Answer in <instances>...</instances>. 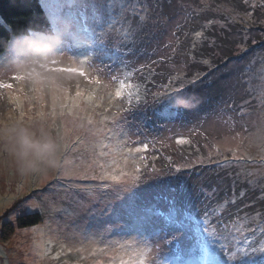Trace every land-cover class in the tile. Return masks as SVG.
I'll return each mask as SVG.
<instances>
[{"label":"snow or ice","instance_id":"obj_1","mask_svg":"<svg viewBox=\"0 0 264 264\" xmlns=\"http://www.w3.org/2000/svg\"><path fill=\"white\" fill-rule=\"evenodd\" d=\"M242 3L264 10V0L259 5H249V0ZM41 7L46 10L43 21H31L22 28L15 23L0 25L10 35L20 32L8 41L7 63L0 62V100L7 90V100L12 106L7 120L0 121V131L13 125H39L46 129L61 151L55 169L39 173L44 181L54 171L61 178H69L77 191L102 194L104 207L100 211L110 214L111 221L101 231L85 237L91 246L92 264H264V207L246 217L249 219L246 230L241 226L231 232L224 224L223 230L218 231L210 227L213 222L222 223L219 218L213 221L215 208L206 205L201 214L194 205V198L199 199L196 190L188 186L182 175H176L182 169L204 163L205 159L216 162L212 160L214 154L221 155L223 163L228 165L259 163L264 166V121L253 131L243 129L248 132L245 137L237 132L224 138V150L231 155H224L218 146H212L215 152L210 147L206 158L197 156L182 165L170 164L166 172L157 169L155 164L149 166L144 155L149 143L141 139L138 128L131 131L135 125L129 120L140 109L139 86L111 75L115 67H128L121 59L129 55L122 51L127 45L114 43L119 39L117 8L126 12L127 5L121 2L118 6L115 0H44ZM251 15L245 7L239 19L244 21ZM207 25L214 27L215 21L208 20ZM204 34V31L195 32L198 38ZM195 49L193 44L189 55ZM57 54L65 58L67 66L61 64ZM203 63L209 64V61ZM145 68L152 73L150 66L141 64L125 75L143 73ZM201 75L192 79L169 78L155 92L145 87V97L152 96L157 114L179 118L192 105L194 97L189 93L200 82ZM4 77L11 82H6ZM117 81L115 91H109ZM173 84L177 86L171 87ZM125 98L127 107L123 106ZM260 103L264 105V93ZM243 111L242 107L241 114ZM231 142H235V147L228 146ZM176 143L183 145L188 141L178 138ZM252 150L258 151V157L251 154ZM19 172L22 176L35 174ZM259 174L264 176V167ZM165 175H174V179L165 182L161 179ZM148 186L163 188V191L149 199L143 194ZM103 193H111L113 198L103 200ZM239 196L244 197L245 192L241 191ZM261 200L264 201V187ZM224 203L235 206V193ZM254 203L250 201L237 208L233 219L244 209H251ZM35 206L26 205L21 212L31 211ZM109 235L126 239L123 243L106 240ZM127 238H135L141 246L133 247L134 240ZM64 249L65 245L61 244L56 257ZM73 250L67 248L68 252ZM85 250V247L76 249ZM49 251L36 254L43 258ZM97 254L101 259L95 258Z\"/></svg>","mask_w":264,"mask_h":264},{"label":"rangeland","instance_id":"obj_2","mask_svg":"<svg viewBox=\"0 0 264 264\" xmlns=\"http://www.w3.org/2000/svg\"><path fill=\"white\" fill-rule=\"evenodd\" d=\"M41 1L42 3L44 2V0ZM115 2L118 6L121 2L126 4L127 11L125 12L120 10L119 7L117 8L115 19L118 21L116 28L119 39L115 40L114 43L120 44L123 42L127 45L122 51H127L129 55L121 58L128 67H115L111 75L118 76V80L124 79L126 82H131L136 85L134 73L131 77L125 75V73L132 72L134 69L131 62L132 46L130 44V27L134 25L137 28V23L143 19L142 11H144L145 8L149 9V14L147 15V19L149 18L147 23L149 29L146 31L147 34H149V38H152L153 41L152 43L142 46L143 51H141V54L138 56L139 58L136 61L137 66L139 67L143 64L147 66H157L161 70H172L171 68H166L165 63H161V58L165 56L169 57V55L179 47L177 41L180 36L178 37V35L182 32L181 26L187 23L186 20L188 17L186 15L192 4L186 5L185 8L182 7L177 11H174V9L170 7L171 14L169 15L163 13L162 10L159 11V8L154 7L151 0L148 2H146V0H115ZM253 3L259 5L260 0H249V5ZM245 7L249 6L245 5ZM133 9H135V11H133ZM262 16H264V14ZM241 31L242 27L239 24L229 23L228 26H226L224 37L220 39V41L221 44L225 46V53L229 54V56L237 55V53L241 52L243 49H248L247 46L243 45L245 39ZM258 32L261 33L260 37H258L259 40L264 39V30H259ZM125 33H127L126 37L124 35ZM255 43H257V41H255ZM8 49L9 46L3 53H0V62L7 63L5 58L8 57ZM251 55L252 56H249L240 64L242 70L240 77H237L236 73L233 72L231 75H227L225 79L226 84L229 80V86L233 83L235 84V91L239 96H243V93L245 94L246 98L240 100L238 106H234L238 101L233 98V102L231 99L227 101V98H224L217 103L218 105H214L205 112L194 110L186 112L179 118L162 119V122L160 121L159 123L161 128L157 126L152 127L151 124L149 125V127H151L149 128L150 133L147 134L149 140L152 139L151 151L153 153L157 151L160 152L158 146H161L164 152L169 154V156L161 154L162 156L156 159L160 165L170 162L168 157H171L173 150L177 151V153L173 155L174 158H172L175 162L178 163L184 157L182 154H178L180 149L174 140L176 136L178 138H184L187 141L193 138L196 145L202 146L200 150L203 154L208 155L210 147L213 152H215V148L212 146H218L220 153L231 155L224 150V145L222 143L224 138L231 137L237 132L241 133V137H245L248 135V132H245L243 129L247 128L249 131H253L264 121V105L260 103V96L264 93V52L260 56L257 52ZM56 58L60 60L63 66H67L65 58L59 57L58 54ZM12 59L15 60L16 57L13 56ZM152 61H155V64H152ZM185 63V61H177L175 68L180 71H185L188 68ZM234 63L236 64L233 65L232 63L229 66L231 71L238 64L237 61ZM161 74L159 80H163ZM237 74L240 73L237 72ZM243 77L244 81L241 82ZM4 79L6 82H11L7 77H4ZM108 82V79L105 78V83ZM74 85L75 80H73V91L75 90ZM117 86L118 81L116 84L110 86L109 91L114 92ZM6 91L7 90H5L4 99L0 100V121L7 120L8 113L12 107L7 100ZM133 91H135V89ZM133 102H135L134 98ZM232 103L233 105H231ZM123 106L127 107L126 98L123 101ZM242 107L244 110L243 114L240 112ZM152 108L153 107H150V111L152 110L151 116H153V121L155 122L158 117L154 115L153 111L155 109ZM196 108L194 107V109ZM129 120L135 125L136 120L134 118L129 117ZM136 127L137 126L133 127L131 131L135 132ZM133 139H135V137H133ZM228 146L235 147V142H231ZM251 154L257 157L259 155L257 150H252ZM207 155H204L205 158ZM216 155L217 154H214L213 156ZM219 157H221V155ZM194 159H196V157L191 158V160ZM206 164L215 163L205 159V162L200 165L203 166ZM248 165L252 164L240 165L242 174L246 176L244 174L246 172L253 173L251 176L252 178L259 177L262 165L259 163L253 164V167L258 168H249ZM230 167L233 171L238 169L235 165H231ZM210 169L211 168H202L204 173L202 175H197V183L202 182L204 177L208 175ZM176 175L183 176L184 174ZM170 176L171 175H166V178L162 177V180L165 182L172 181L174 177L171 179ZM197 183L194 189L199 191L200 188L197 186ZM71 185L72 181L69 178H61L54 171L48 174L46 181H44L39 173L22 176L16 166L14 158L5 150L3 143L0 142V264H92L93 257L89 255L91 246L87 244L85 237H91L94 233L107 227L111 221V217L110 214H105L100 211V209L104 207L103 201L100 199L102 195L100 192H80ZM162 191L163 188L152 186L143 189L144 193L150 194V197H147L149 199ZM112 198L111 193H103V200H110ZM203 199V202L200 200L197 203V206L201 209L208 205V198L204 197ZM29 204H35L36 206L31 211L21 212V208ZM32 212L41 213L42 221L40 223L25 228L16 227L14 233L9 234L7 239L2 237V228L5 223L10 222L17 226L16 220L18 216ZM248 218L245 217L237 220L233 225L228 226V231L235 232V228L241 226L246 230L249 226ZM210 227L216 228L212 224ZM223 228L224 226L222 225L218 231L223 230ZM225 235H227V232H225ZM237 238L239 239V236ZM105 239L119 240L123 243L126 238L109 235L106 236ZM127 239L134 240L133 247L141 246V243L135 240V238ZM61 244L65 245V249L61 252L59 257H56V252L60 251ZM99 246H102V244ZM69 247L74 250L68 252L67 248ZM80 247H85L86 250L84 252L76 251V249ZM49 249L50 251L47 257L42 258L36 254L37 252H44ZM95 258L101 259L98 254ZM137 260L139 261V257H137Z\"/></svg>","mask_w":264,"mask_h":264},{"label":"trees","instance_id":"obj_3","mask_svg":"<svg viewBox=\"0 0 264 264\" xmlns=\"http://www.w3.org/2000/svg\"><path fill=\"white\" fill-rule=\"evenodd\" d=\"M148 1L149 0H146V2ZM151 3L154 7L159 8V11L162 10L163 13L169 15L171 14L170 7H172L174 11H177L182 7L185 8L186 5L192 4V6L188 9V14L186 15L188 17L186 20L187 23L183 25L184 27L181 26L182 32L180 35H178V37L180 36L177 41V45L179 47H177L176 50H174L171 55H169V57L165 56L163 59L161 58V63H165V67L171 68L172 70H161L157 66H150L153 69L151 74L148 73L147 68H145L143 73L139 71L134 72V80L136 85L139 86L141 100L139 111H136L134 115H130L129 117H132L136 120V131L138 128L142 133L141 139L149 143V149L146 153H144V155L147 157L148 165L151 166L152 164H155L157 169L166 172L167 166L170 164L182 165L191 161L192 157H205L207 154H203L201 152L200 148H202V146L196 145L193 138L188 140V143L183 145L176 143L180 149L178 154H182V156H184L178 163L172 159L174 158L173 155L177 153L176 150L172 151V155L170 157L171 160H169V154L164 152L161 146H158V150H160V152L156 150L157 152L153 153L151 151L150 147L152 144V139L149 140L148 138V134L150 133L149 128H151L149 125L151 124L152 127L157 126L158 128H161L159 125L160 121L162 119L167 120L171 118L159 115L154 110L153 113L156 117H158V119L155 122L153 121V116H151L152 110L150 111V107H153L152 109H156L157 106L153 104L151 95L145 97V87H147L151 92H155L160 90L163 85L167 84L169 78L184 77L187 79H192L193 77L202 74L200 82H198L190 90L189 95L194 97V101L192 105L184 112V114L188 111L194 110L205 112L207 109H211L214 105H218L217 103L224 98H227V101L230 99L232 100L233 98L234 100L238 101L234 106H238L240 100L246 98L245 94L243 93V96H239V94L235 91V84L233 83L231 86H229V80L226 84L225 79L227 78V75H231L233 72L236 73L237 77H240L242 74L240 64L243 63L249 56H252L251 54H254V52H257L259 56L264 52V39L259 40L258 38L261 35V33L258 31L264 30V16H262L264 11L260 10L258 7L256 9L248 7V10L252 12V15L243 22L239 19V16L243 15L245 8L242 0H151ZM42 4L43 3L41 0H0V25L5 23L11 25L12 23H15L18 28H22L26 23L31 21H43L46 17V10L41 7ZM233 9H235L234 12L232 11ZM142 13L143 19L137 23L138 29L134 25L130 27V44L132 46L131 62L134 69L139 68L136 61L138 60V56L141 54V51H143L142 46L152 43L153 41L152 38H149V34H147L146 31L149 29L147 24L149 19H147L149 9L145 8ZM208 20H214L215 26H208ZM229 23L239 24L242 27L241 32L245 39L243 45L248 47L247 50L243 49L241 52L237 53V55L235 54L236 56H229V54H226L225 46L221 44L220 41V39H223L224 31ZM196 31H204L205 34L203 37L198 38L195 36ZM19 35V31L10 35L4 30L3 27H0V39H3V44L0 45V53H3L8 48V41L12 38V36ZM25 35L27 34L25 33ZM255 41H257V43H255ZM193 44L196 45V49L192 55H189V53H192ZM193 56L195 58H193ZM204 60H208L209 64H204ZM177 61H185V65L188 66L187 70L180 71L175 68ZM235 61H237L238 64L231 71L229 66L232 63L235 65ZM237 72L240 74H237ZM160 74L161 77H163V80H159ZM243 81L244 77L241 79V82ZM241 84L244 85L243 83ZM175 86L177 85H171V87ZM133 103L135 104V102ZM231 105H233V103ZM194 107L197 108L194 109ZM177 139L178 137L176 136L174 138L175 142ZM161 154L168 155L167 157L170 162L160 165L156 159L161 157ZM219 156L220 155H216L212 157L213 161H216L214 162L215 164H206L203 166L196 164L192 168L182 169L180 173L184 174L183 177L187 180L188 186L194 188L195 184L197 183V175H202L204 173L202 168H211L208 172V175L204 177L202 182L197 183V186L200 188V190H196V195H199V199L194 198V205L195 208L200 210L202 214L203 209L198 207L197 203L200 200L203 202L204 197L208 198L207 206L215 208L213 221L216 218H219L222 221V223L219 225H217L215 222L212 223V225H214L217 230H219L222 225L224 226V224L231 226L237 220L243 219L245 217H251L255 214V212L260 211L261 208L264 207V201L261 200V188L264 187V176L260 175L256 178L244 176L241 172L240 165H235L238 167V169L233 171V169L230 167L231 165L223 163L221 157ZM248 167H253V164L248 165ZM238 172L240 175H236ZM163 177L166 178V175ZM170 177L172 179L174 175H171ZM248 180H253L254 183L249 184L247 182ZM241 191L245 192L244 197L239 196ZM201 192L203 194H201ZM233 193L236 195V205L232 206L225 204L224 202L231 198ZM143 194L146 198L150 197V194L144 192ZM250 201H255L252 208L244 209L237 215L236 219H233V215L236 214L237 208L241 207L243 204H249ZM221 205H223V207H221ZM41 221L42 215L40 212H32L20 215L16 220L17 226L10 222L3 225L2 237L7 239L9 234L14 233L16 227H30L40 223Z\"/></svg>","mask_w":264,"mask_h":264},{"label":"clouds","instance_id":"obj_4","mask_svg":"<svg viewBox=\"0 0 264 264\" xmlns=\"http://www.w3.org/2000/svg\"><path fill=\"white\" fill-rule=\"evenodd\" d=\"M0 142L24 173L54 170L59 160L60 145L39 125H13L0 131Z\"/></svg>","mask_w":264,"mask_h":264}]
</instances>
